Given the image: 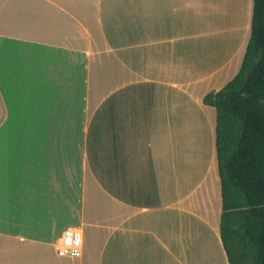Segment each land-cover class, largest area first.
I'll return each instance as SVG.
<instances>
[{"label":"crops","instance_id":"0c3cea01","mask_svg":"<svg viewBox=\"0 0 264 264\" xmlns=\"http://www.w3.org/2000/svg\"><path fill=\"white\" fill-rule=\"evenodd\" d=\"M252 8L0 0V264H230L204 98L238 73Z\"/></svg>","mask_w":264,"mask_h":264},{"label":"trees","instance_id":"16d2710c","mask_svg":"<svg viewBox=\"0 0 264 264\" xmlns=\"http://www.w3.org/2000/svg\"><path fill=\"white\" fill-rule=\"evenodd\" d=\"M204 100L217 112L224 250L230 264H264V0H253L238 73Z\"/></svg>","mask_w":264,"mask_h":264},{"label":"built area","instance_id":"2783aa9c","mask_svg":"<svg viewBox=\"0 0 264 264\" xmlns=\"http://www.w3.org/2000/svg\"><path fill=\"white\" fill-rule=\"evenodd\" d=\"M83 231L79 228L69 230L60 238L58 254L60 256H78L82 252Z\"/></svg>","mask_w":264,"mask_h":264}]
</instances>
